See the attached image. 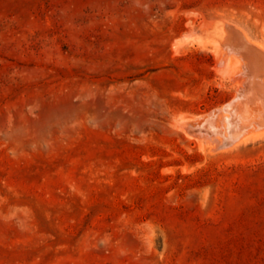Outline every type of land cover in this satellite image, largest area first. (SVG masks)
<instances>
[{
	"label": "rangeland",
	"instance_id": "1",
	"mask_svg": "<svg viewBox=\"0 0 264 264\" xmlns=\"http://www.w3.org/2000/svg\"><path fill=\"white\" fill-rule=\"evenodd\" d=\"M219 20L264 45V0H0V264H264V135L190 126Z\"/></svg>",
	"mask_w": 264,
	"mask_h": 264
},
{
	"label": "bare ground",
	"instance_id": "2",
	"mask_svg": "<svg viewBox=\"0 0 264 264\" xmlns=\"http://www.w3.org/2000/svg\"><path fill=\"white\" fill-rule=\"evenodd\" d=\"M236 26L227 21L220 22L217 38L213 39L216 40L219 63L227 62L229 68H233V77L237 80L236 94L222 108L217 107L218 112L205 116V121L190 124L202 133L220 134L218 140L221 146L238 145L264 135V45L250 39L244 30ZM213 145L214 148L216 145Z\"/></svg>",
	"mask_w": 264,
	"mask_h": 264
}]
</instances>
